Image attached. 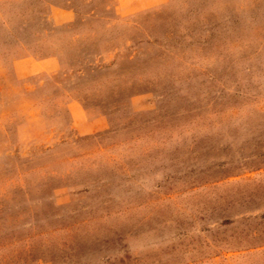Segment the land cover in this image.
Segmentation results:
<instances>
[{
	"label": "rangeland",
	"instance_id": "374dc122",
	"mask_svg": "<svg viewBox=\"0 0 264 264\" xmlns=\"http://www.w3.org/2000/svg\"><path fill=\"white\" fill-rule=\"evenodd\" d=\"M114 4L0 0V264H264V0Z\"/></svg>",
	"mask_w": 264,
	"mask_h": 264
},
{
	"label": "crops",
	"instance_id": "0c3cea01",
	"mask_svg": "<svg viewBox=\"0 0 264 264\" xmlns=\"http://www.w3.org/2000/svg\"><path fill=\"white\" fill-rule=\"evenodd\" d=\"M165 1L166 0H114V5L117 14L120 16H128L163 4ZM53 10L58 12L61 16L60 21H64L62 19V15L69 11L68 8L64 6L53 7ZM35 90L36 87L34 84H30L26 88H21L19 83L13 82L7 77L5 71L0 66V93L5 91L9 92L14 99H17L19 96L15 94H19L20 91L23 92L24 96H26L30 95L31 92Z\"/></svg>",
	"mask_w": 264,
	"mask_h": 264
}]
</instances>
